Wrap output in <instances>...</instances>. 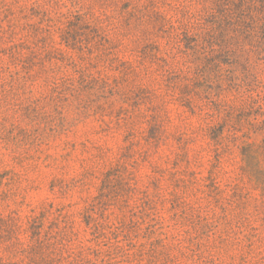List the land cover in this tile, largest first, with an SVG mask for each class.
I'll return each mask as SVG.
<instances>
[{
	"label": "rangeland",
	"instance_id": "1",
	"mask_svg": "<svg viewBox=\"0 0 264 264\" xmlns=\"http://www.w3.org/2000/svg\"><path fill=\"white\" fill-rule=\"evenodd\" d=\"M200 9L0 0V264H264V46Z\"/></svg>",
	"mask_w": 264,
	"mask_h": 264
},
{
	"label": "trees",
	"instance_id": "2",
	"mask_svg": "<svg viewBox=\"0 0 264 264\" xmlns=\"http://www.w3.org/2000/svg\"><path fill=\"white\" fill-rule=\"evenodd\" d=\"M190 4L201 8L192 19L196 29L203 31L209 49L214 53L215 47L220 49L219 55L213 54L215 60L228 54L219 39L256 41L264 46V0H190Z\"/></svg>",
	"mask_w": 264,
	"mask_h": 264
}]
</instances>
